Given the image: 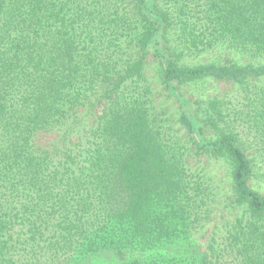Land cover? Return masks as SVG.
Instances as JSON below:
<instances>
[{"label":"trees","instance_id":"16d2710c","mask_svg":"<svg viewBox=\"0 0 264 264\" xmlns=\"http://www.w3.org/2000/svg\"><path fill=\"white\" fill-rule=\"evenodd\" d=\"M213 46L245 62L183 59ZM207 78L240 89L215 121ZM263 184L264 0H0V264H264Z\"/></svg>","mask_w":264,"mask_h":264},{"label":"rangeland","instance_id":"374dc122","mask_svg":"<svg viewBox=\"0 0 264 264\" xmlns=\"http://www.w3.org/2000/svg\"><path fill=\"white\" fill-rule=\"evenodd\" d=\"M170 40H171V45L175 46V39L176 36L174 34H170ZM231 55V56H230ZM233 56V57H232ZM186 62L189 64H199V63H206L209 61H225L227 57L230 58H238L239 61L245 62L246 56L241 55L238 52H235L234 50L230 51L227 50L226 47H210L207 48V51L202 52L201 54L197 55H184L183 56ZM145 75L147 79L151 82V91L156 97V103L158 110L161 109V103L164 105L163 101L167 104L169 107V112L168 116L173 119L172 120V125L174 126L175 129L179 128V135L182 138H185L184 141H188L187 139V132L185 128L182 127V125L178 122L175 121V116L177 115V109L175 108L174 101L173 99H166L163 96V93L161 91L162 87L159 83V68L155 60L150 58L148 65L145 68ZM182 91L187 95V97L191 100H195L198 105H197V111H199V114L203 116L205 119L207 117H211L214 119L216 117V106H213L211 104L212 100H215L216 97H219L223 99L224 102H228L230 106L235 102L234 97L240 92V89L232 85L231 83H228L226 81H220L216 80L215 78H207V79H202V80H197V81H192L187 84H185L182 87ZM233 103H232V102ZM160 103V104H159ZM177 117V116H176ZM211 122L207 128L205 129V133L207 136L210 137H215L216 135V123ZM245 140L253 145L255 142V139L252 135L247 137L245 135ZM187 143V142H186ZM190 144V142L188 141ZM187 143V144H188ZM191 154V165L192 166H200L203 170L204 173L209 172L216 176L215 178V187L217 186V189L215 188L214 190L218 192V195L220 197H225L227 201H224L225 203H230L232 196L229 194V190L231 189V178L229 177V174L227 173L226 167L222 166V163L219 161H215L213 158L210 156L201 153H195L194 150H192ZM218 179H222L223 183H219ZM264 186V184H263ZM214 211H216V208L214 207ZM200 240V238H199Z\"/></svg>","mask_w":264,"mask_h":264}]
</instances>
